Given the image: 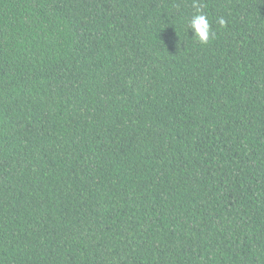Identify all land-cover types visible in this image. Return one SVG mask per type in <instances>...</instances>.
Wrapping results in <instances>:
<instances>
[{
	"label": "trees",
	"instance_id": "trees-1",
	"mask_svg": "<svg viewBox=\"0 0 264 264\" xmlns=\"http://www.w3.org/2000/svg\"><path fill=\"white\" fill-rule=\"evenodd\" d=\"M0 264H264V0H0Z\"/></svg>",
	"mask_w": 264,
	"mask_h": 264
},
{
	"label": "clouds",
	"instance_id": "clouds-1",
	"mask_svg": "<svg viewBox=\"0 0 264 264\" xmlns=\"http://www.w3.org/2000/svg\"><path fill=\"white\" fill-rule=\"evenodd\" d=\"M193 7L196 11L187 20V30H191L192 40L200 45H208L215 38L216 33L212 31L209 18L202 8L195 3ZM218 23L221 27L226 25V21L223 18H219Z\"/></svg>",
	"mask_w": 264,
	"mask_h": 264
}]
</instances>
